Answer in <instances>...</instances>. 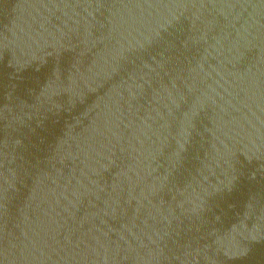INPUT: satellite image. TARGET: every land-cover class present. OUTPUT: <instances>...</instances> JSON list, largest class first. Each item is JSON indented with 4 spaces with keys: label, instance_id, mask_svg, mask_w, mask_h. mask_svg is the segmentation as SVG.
Segmentation results:
<instances>
[{
    "label": "water",
    "instance_id": "1",
    "mask_svg": "<svg viewBox=\"0 0 264 264\" xmlns=\"http://www.w3.org/2000/svg\"><path fill=\"white\" fill-rule=\"evenodd\" d=\"M0 264H264V0H0Z\"/></svg>",
    "mask_w": 264,
    "mask_h": 264
}]
</instances>
